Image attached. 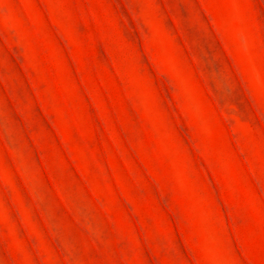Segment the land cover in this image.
<instances>
[{"label": "rangeland", "instance_id": "obj_1", "mask_svg": "<svg viewBox=\"0 0 264 264\" xmlns=\"http://www.w3.org/2000/svg\"><path fill=\"white\" fill-rule=\"evenodd\" d=\"M0 264H264V0H0Z\"/></svg>", "mask_w": 264, "mask_h": 264}]
</instances>
